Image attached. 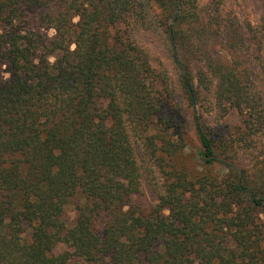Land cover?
<instances>
[{"label": "trees", "instance_id": "1", "mask_svg": "<svg viewBox=\"0 0 264 264\" xmlns=\"http://www.w3.org/2000/svg\"><path fill=\"white\" fill-rule=\"evenodd\" d=\"M231 3L0 0V264H264V159L239 158L264 138V24ZM174 81L240 117L216 140L194 113V169Z\"/></svg>", "mask_w": 264, "mask_h": 264}, {"label": "rangeland", "instance_id": "2", "mask_svg": "<svg viewBox=\"0 0 264 264\" xmlns=\"http://www.w3.org/2000/svg\"><path fill=\"white\" fill-rule=\"evenodd\" d=\"M201 1L204 2V0ZM231 2V6L238 12V15H240L242 19H245V21L249 20L252 22L254 27H259L264 24V0H231ZM75 21L76 19H74V22ZM52 33V31L49 32L50 35H52ZM136 36L142 45L148 47L151 52L161 60V62L170 71L172 78L175 80V72L169 65L164 45L161 40L150 33L139 32ZM256 74L258 73L256 72ZM173 84L175 89V100L173 106L175 107L176 113L181 116V123L184 124L186 130V149L182 161H184L187 166L194 169L199 165L197 156L198 143L194 133V113L196 112L200 121L206 124L210 131H212V135L216 140L221 137L229 139L232 135H234L236 129L240 127V117L234 111H230L227 114H217L214 109L212 98L205 93H203L197 100L193 112V108L189 106L186 98H184V96L180 93L177 83L174 81ZM177 123L180 122L177 121ZM255 146L257 148L250 151L244 152L245 150H240L239 158L241 165H257L264 159V157L259 153V149H264V138L257 140ZM140 152L141 150L138 149L139 154ZM150 172L153 173H145L142 192L135 199L136 204L144 210H149L155 204L156 200L155 187H153V185H155L154 182L158 183V173L155 171V168L151 169ZM215 172L217 174H224L225 170L217 167ZM73 218V207L68 206L66 209V219L69 224L72 223ZM59 252L62 253L68 251L65 246H61L59 248Z\"/></svg>", "mask_w": 264, "mask_h": 264}]
</instances>
